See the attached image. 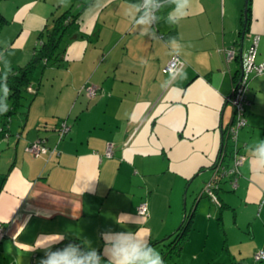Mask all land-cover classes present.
Instances as JSON below:
<instances>
[{
	"label": "crops",
	"instance_id": "0c3cea01",
	"mask_svg": "<svg viewBox=\"0 0 264 264\" xmlns=\"http://www.w3.org/2000/svg\"><path fill=\"white\" fill-rule=\"evenodd\" d=\"M40 2L0 1L8 19L0 27L1 57L16 43L22 57L27 53L24 44L52 12V3ZM78 2V35L66 45L64 64L39 65L36 86L30 81L24 90L42 111H28L20 129L0 114V264H38L39 239L48 235L88 241L102 253L106 231L139 230L162 253V238L178 226L190 199L187 235L176 253L162 255L165 264H264L252 256L264 249V170L248 153L264 140V72L249 77L246 123L226 143L221 163L229 166L235 153L243 157L217 180L216 190L225 192L217 202L208 196L214 207L197 209L233 120L227 96L239 74L238 51L255 34V60H264V0H250L243 32V0H190L176 24L166 19L175 5L166 4L153 25L158 40L140 35L124 15L140 0ZM170 37L181 44L183 60L171 78L161 71L172 53ZM38 42L28 46V57ZM230 46L234 55L226 60ZM4 71L0 65V78ZM59 121L67 126L61 136ZM37 138L44 140L38 151L26 152ZM224 177L228 184L235 177V185L221 184ZM141 200L145 214L136 211Z\"/></svg>",
	"mask_w": 264,
	"mask_h": 264
},
{
	"label": "clouds",
	"instance_id": "9594fccd",
	"mask_svg": "<svg viewBox=\"0 0 264 264\" xmlns=\"http://www.w3.org/2000/svg\"><path fill=\"white\" fill-rule=\"evenodd\" d=\"M189 3L190 0H140V2L130 4L125 8L124 15L133 27L139 30L140 35L158 40L159 36L153 28V25L161 19L157 16V12L166 4H174L175 7L167 14L166 19L168 23L176 24L186 15ZM168 46L173 54L179 55L182 46L175 37L169 38ZM173 71L174 69L170 68V78ZM6 80L7 77L5 76L3 78L5 82L0 84V90L4 92L5 99L11 91ZM8 111L9 107H0V113H7ZM257 144L259 147L248 149V153L252 157V163L259 171L264 170V140H260ZM125 217H119L118 220ZM49 237L53 238L50 239ZM101 238L104 241L102 253L97 248L92 247L88 241L83 242V244L70 242L62 248L53 250L54 246L62 242L64 237L61 235L44 236L39 239L44 243L37 246L44 252V255L39 258L38 264H165L162 254L151 244L150 236L147 234L140 235L139 230L135 232L130 230L106 231L101 233Z\"/></svg>",
	"mask_w": 264,
	"mask_h": 264
},
{
	"label": "trees",
	"instance_id": "16d2710c",
	"mask_svg": "<svg viewBox=\"0 0 264 264\" xmlns=\"http://www.w3.org/2000/svg\"><path fill=\"white\" fill-rule=\"evenodd\" d=\"M249 3L250 0H246V20L244 29L247 28L249 20ZM80 11L81 8L76 10L75 12H71L69 10V7L64 8L58 13H55L52 10L42 28L37 33L39 42L36 46L33 47L29 58L23 64H19L13 67L11 71H9L5 75L7 77V86L11 91L6 99L4 98V92H0V107L7 106L9 107V111L7 113L0 114L8 118L16 112L17 107L20 105V98L23 95L25 87L30 84L32 73L35 68H37L39 65L44 66L64 64L63 54L66 45L71 37L78 35V33L74 31V28ZM7 20L8 19L0 12V27L4 23H6ZM241 23L243 24L242 13ZM167 33L169 32H166V34ZM72 34H74V36H72ZM166 34L163 35L165 36ZM237 76L238 75H236L235 79L237 78ZM4 77L0 78V84L5 82L3 81ZM0 131H3L2 128H0ZM228 140L232 141L231 139H227L226 137L222 139L215 162H218L219 159L222 161L221 154L222 152H224L225 145ZM192 213L193 205L189 211H184V215L180 220L178 226L170 234H168L166 238H162V240H164L161 253L162 255L167 253H176L180 249V245L187 235V230L190 226ZM67 241H73L77 244H81L75 239H64L62 242L56 244L53 250H55V248H62Z\"/></svg>",
	"mask_w": 264,
	"mask_h": 264
},
{
	"label": "built area",
	"instance_id": "2783aa9c",
	"mask_svg": "<svg viewBox=\"0 0 264 264\" xmlns=\"http://www.w3.org/2000/svg\"><path fill=\"white\" fill-rule=\"evenodd\" d=\"M256 42L257 35L252 37L251 44L248 49L241 55V71L236 79L232 82V89L227 97L233 111V120L230 122L225 131V136L227 139H231L233 142L236 139V134L238 129L243 127L246 123L244 116V108L247 103L246 89L248 86V80L250 75L259 74L264 72V60H255L256 53ZM224 58L230 59L234 55V48L232 46L223 49ZM183 64V60L179 55L171 53L165 64L162 66L161 71L169 74L170 68L174 69L172 76L175 75ZM94 89L90 88L89 92L93 93ZM67 126L62 122L58 127V135L61 136L66 132ZM43 138H37L27 145H25L24 150L28 153L34 154L38 151V148L43 142ZM105 153L108 155L110 153L109 147L106 148ZM242 154L235 153L232 157L231 164L229 166H224L220 160L214 163V170L211 177L205 182L203 189L206 194L213 200L217 202V196L214 193L217 187V179L221 178L227 173L236 171L237 165L242 159ZM230 183L232 186L235 185V177L230 178ZM264 198V196H263ZM136 211L139 214H145L147 211V202L141 200L137 206ZM4 234L3 226L0 224V239ZM255 260H264V249L259 248L252 254Z\"/></svg>",
	"mask_w": 264,
	"mask_h": 264
},
{
	"label": "rangeland",
	"instance_id": "374dc122",
	"mask_svg": "<svg viewBox=\"0 0 264 264\" xmlns=\"http://www.w3.org/2000/svg\"><path fill=\"white\" fill-rule=\"evenodd\" d=\"M1 1V0H0ZM9 1H12V0H8V2ZM45 1L48 3H52L53 5H52V10L55 12V13H58V12H60L61 10H63L64 8H66V7H69V10L71 11V12H75L76 10H78V9H76L77 8V5H79L78 3V1L79 0H63V2H61V0H41V2H43V4H46L45 3ZM5 2H7V1H5ZM40 2V3H41ZM58 3V4H57ZM57 4V5H56ZM48 5V4H47ZM46 5V6H47ZM12 26H14L15 28H17L18 26H16V23H12V25H11V28H13ZM39 31V30H38ZM38 31H37V33H38ZM37 33L32 37V39H31V42H29V44H24V49H26V51H27V53H25V55L22 57V52H21V48H20V46H19V43H16L13 47H10V48H8V49H5L6 51H4V49L2 50L3 52L1 53L2 54V57L0 56V65L3 67V68H5V71H4V73H7V71H8V69H9V62L10 61H12V65H14V67L15 66H17V65H19V64H23L25 61H26V59H28L29 57H28V53H29V51H28V46H31V43L33 42V41H35V39H36V41H37ZM2 43H4V41L2 42ZM3 45V44H2ZM25 50H24V52H26ZM21 53V54H20ZM18 54H20V56L21 57H17V55ZM14 58V59H13ZM13 59V60H12ZM2 60V61H1ZM38 72H39V69L38 68H36L35 70H34V72H33V75H32V78H31V83H34V86H36V84H37V82H38V80H37V78H38ZM46 81V80H45ZM48 88H50V86L48 85ZM50 90V89H49ZM51 90H53V89H51ZM33 98H34V95L32 94V93H30V92H28V91H24L23 92V95H22V97L20 98V101H21V105L19 106V108H18V110H17V112L15 113V114H13L12 115V117H11V120H12V127H13V129L15 128V129H20L19 127H22V125H23V120H24V118H25V114H27L28 113V111L31 113V116H32V114L33 115H36L37 113H40L41 111H42V106L41 105H39L37 102H35V101H33L32 103H31V105H30V102L33 100ZM36 104H38L37 105V107H36ZM29 105H30V108H29ZM2 118H3V116H1ZM0 117V118H1ZM4 120V119H3ZM2 120V122H3V124H5V121H3ZM47 120V119H46ZM1 122V123H2ZM48 120H47V124H48ZM44 123V119H41L38 123L36 122V124H43ZM60 124V121L58 122V125ZM15 134V132H13L12 133V135H14ZM226 180H224V181H222L221 182V184H226L227 186H229V184L228 183H226V181H227V177H224ZM219 189H215L214 190V193H215V195L217 196H219V195H223L222 193L223 192H225V191H218ZM200 191V189L197 191V193H196V195L198 194V192ZM201 197H200V199H201V201H200V204L198 205V207H197V209H202V210H205V209H207V207L209 208H212V207H214V202H212V201H209V198H208V195L206 194V192L204 191V189H202V191H201ZM195 195V194H194ZM193 195V196H194ZM217 196V197H218ZM191 198V197H190ZM192 201H193V199H190L188 202H187V204H186V211H189L190 209H191V207H192ZM198 220H202V217H197V221Z\"/></svg>",
	"mask_w": 264,
	"mask_h": 264
},
{
	"label": "water",
	"instance_id": "95a60500",
	"mask_svg": "<svg viewBox=\"0 0 264 264\" xmlns=\"http://www.w3.org/2000/svg\"><path fill=\"white\" fill-rule=\"evenodd\" d=\"M245 4H246V0H243V7H242V18H243V24H242V32L244 31V24H245V20H246V8H245ZM238 55H239V58L241 60V52L240 50L238 51ZM240 71H241V61H240V65H239V74H240ZM238 74V75H239ZM230 94V93H229ZM229 96V95H228ZM227 96V97H228ZM223 155H224V152H222L221 156L223 158ZM220 160V159H219ZM221 161V160H220Z\"/></svg>",
	"mask_w": 264,
	"mask_h": 264
}]
</instances>
